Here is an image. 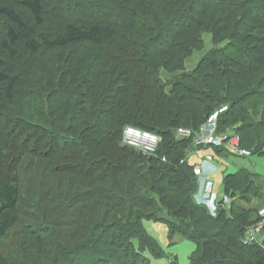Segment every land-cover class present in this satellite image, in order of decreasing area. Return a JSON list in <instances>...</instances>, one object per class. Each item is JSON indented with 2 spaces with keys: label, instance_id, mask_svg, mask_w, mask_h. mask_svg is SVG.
I'll list each match as a JSON object with an SVG mask.
<instances>
[{
  "label": "trees",
  "instance_id": "obj_1",
  "mask_svg": "<svg viewBox=\"0 0 264 264\" xmlns=\"http://www.w3.org/2000/svg\"><path fill=\"white\" fill-rule=\"evenodd\" d=\"M222 106L216 133L263 154L264 0H0V220L27 210L64 264H150L162 249L143 220L194 242L190 264H264V225L244 242L264 176L222 173L232 201L214 214L195 197L193 134ZM126 126L158 146L143 153ZM32 233L26 249L45 241ZM16 241L0 264H40Z\"/></svg>",
  "mask_w": 264,
  "mask_h": 264
},
{
  "label": "rangeland",
  "instance_id": "obj_2",
  "mask_svg": "<svg viewBox=\"0 0 264 264\" xmlns=\"http://www.w3.org/2000/svg\"><path fill=\"white\" fill-rule=\"evenodd\" d=\"M204 38L206 40L205 49L200 53L195 51L191 56L186 59L185 65L187 70H191L197 64L199 56L203 52H205L207 48L210 47L208 36L205 35ZM161 76L164 79L171 77V75H168L164 72L161 73ZM188 154L189 155L187 160L189 163L202 165L205 162L214 167V169L209 172L208 175L210 181L213 183V193H215L219 198H221L224 194L223 188L218 189V186L221 183L222 173L233 172L238 167H245L249 170L256 172L260 176H264V153H251L248 156L230 155L228 157H221L214 153V150L210 146H206L205 148L197 149ZM195 175L198 177V179L200 178L199 182H203V177L201 178V175H204L203 172L199 174L200 176L198 174ZM202 182L201 185H199L198 190L195 194V197L197 196V199H199V196H205L204 194H202V191H200ZM203 204L211 214H214L206 203ZM250 205L255 206L251 203ZM262 206H264V202H262L260 205H257L259 209ZM19 209L20 210L10 212L8 211L4 213L3 217L0 220V224L7 223V226L12 224L10 228H6V235L3 236L0 240V249L3 255H7L5 248L8 244H10L11 236H15V239H17L16 243L19 245V247L22 245L26 249L25 245L29 244L30 239L27 237V239L24 240L23 238L28 233L34 232L32 234H36L39 237L45 238V241L41 242L37 247L34 243H31L30 245H28L29 247L24 250V253H21L18 247L16 251L20 253L19 256H22V258H24L25 260H29V262L31 263H33L32 260L34 258H37V260L40 261V264H64L63 258L59 257L56 253H53L52 251L48 252V255L45 256L42 254L44 252H47V249L45 248L49 247L48 245L50 244L48 242V239H51V241L53 240L51 238V234L47 233L40 226H38V224L34 222L32 218H30L31 216L28 217L26 213L27 210H25L24 208ZM142 222L147 233L150 235V237L156 239L159 247L162 249L161 256L153 255L149 249L144 250L143 254L148 258L150 264H164L167 261L174 259V256L178 264H190L191 254L195 250L194 242L180 235H175L172 237V239L169 238L167 228L165 224H163V222L154 220H143ZM27 257H29L30 259Z\"/></svg>",
  "mask_w": 264,
  "mask_h": 264
},
{
  "label": "built area",
  "instance_id": "obj_3",
  "mask_svg": "<svg viewBox=\"0 0 264 264\" xmlns=\"http://www.w3.org/2000/svg\"><path fill=\"white\" fill-rule=\"evenodd\" d=\"M224 110H226V106H222L210 114L207 120L200 126L199 130L193 134V143L200 149L206 146L224 147L238 156L250 155L251 151L240 145V136L238 134L216 133L218 116ZM175 134L177 138H181L190 136L192 132L189 129L179 127L175 129ZM123 140L138 147L143 153L149 154L158 146L160 137L154 132L145 131L134 126H126L123 130ZM163 160H165V158H163ZM194 173L198 175L201 173L199 166H194ZM200 190L205 196H199L198 201L200 203H206L213 213L217 207H225L232 201V197L229 194L224 193L222 197L219 198L213 193V183L210 181L209 177L203 178ZM258 216L260 222L256 226L246 229V237L244 239L246 243L258 241V234L264 225V206L258 210Z\"/></svg>",
  "mask_w": 264,
  "mask_h": 264
},
{
  "label": "crops",
  "instance_id": "obj_4",
  "mask_svg": "<svg viewBox=\"0 0 264 264\" xmlns=\"http://www.w3.org/2000/svg\"><path fill=\"white\" fill-rule=\"evenodd\" d=\"M194 166H199L200 167V169H201V173L203 172V174L204 175H201V178L203 177H209V175H208V173L209 172H211L213 169H214V167L212 166V165H210V164H207V163H203L202 165H200V164H194ZM200 176V175H199ZM202 178V179H203ZM218 189H222V176H221V183H220V185L218 186ZM201 191V190H200Z\"/></svg>",
  "mask_w": 264,
  "mask_h": 264
}]
</instances>
